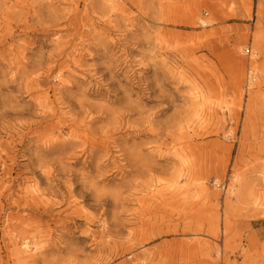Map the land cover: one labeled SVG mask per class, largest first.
<instances>
[{"label": "rangeland", "instance_id": "obj_1", "mask_svg": "<svg viewBox=\"0 0 264 264\" xmlns=\"http://www.w3.org/2000/svg\"><path fill=\"white\" fill-rule=\"evenodd\" d=\"M118 3L0 0V264H264V0Z\"/></svg>", "mask_w": 264, "mask_h": 264}, {"label": "bare ground", "instance_id": "obj_2", "mask_svg": "<svg viewBox=\"0 0 264 264\" xmlns=\"http://www.w3.org/2000/svg\"><path fill=\"white\" fill-rule=\"evenodd\" d=\"M107 1L109 3H111L113 6H116L118 8V6H119L118 1L119 0H107ZM255 39L260 42L261 34H257L255 36ZM247 54H249V58L248 59L249 60L251 59L250 64L256 65L258 63L257 61H258V58H259V55H258V52L256 51V49L252 53L250 52V53H247ZM249 73H254L256 75V77H255V79L254 78L246 79V83H245V86H244L245 89L250 90V89L257 88V91H260L261 88L264 86V62L261 64L260 67L258 65H256L253 68L252 67L249 68L246 74L248 75ZM57 79L59 80V83H58L59 86L60 85H65L67 83L66 80L64 79V73L62 71H59L57 73ZM239 82H240V80H238V83ZM149 122H150V124H152V122H153L151 117L149 118ZM79 123H84V121H81ZM78 137H80V136H78ZM226 137L228 138L229 135H226ZM157 152H159L161 155H163V151H160V149L157 150ZM166 153H172L175 157L178 158L177 159L178 160V164L180 166V169L182 170L181 174L179 175V177H181V176L183 177L184 176L186 180H189L188 169L187 168L190 167L191 164L189 165L188 157L185 156V154L182 151H179L177 149L169 150ZM107 157H108V159L111 158L110 154H107ZM120 167H121L120 165L116 166V168H118V169ZM219 181H220V178H217L216 179V185L219 183ZM186 182H184L183 184H185ZM180 183L181 182H178V183H175V184H180ZM244 183L245 182H244V178H243L242 175L234 174L232 179H231L230 188H228V184H227L225 189H228L230 191L229 194H230L231 197H235L236 199H241V197L244 195V191H245V187H244L245 184ZM171 187L172 186H169V187H167V189H169ZM196 187H198V190L203 192V193L207 192V187H206V185L203 182L198 184ZM186 189L187 188H186L185 185H181V186L178 187V191H182V194H185ZM153 191H155V193H157L158 195H163V188H160V186L157 185V184L155 185V188H153ZM37 248L38 247L36 245L33 246L31 244L30 240L26 237L20 243V246L17 247V250L20 253L25 255V254H30L31 251H33V250H37ZM28 256H31V255H28Z\"/></svg>", "mask_w": 264, "mask_h": 264}, {"label": "built area", "instance_id": "obj_3", "mask_svg": "<svg viewBox=\"0 0 264 264\" xmlns=\"http://www.w3.org/2000/svg\"><path fill=\"white\" fill-rule=\"evenodd\" d=\"M250 52H251L250 49H247V53H250ZM247 77H248L247 79H250V78H254L255 79L256 75L254 73H249L247 75ZM226 185L227 184H223V185H221V187L225 189Z\"/></svg>", "mask_w": 264, "mask_h": 264}]
</instances>
